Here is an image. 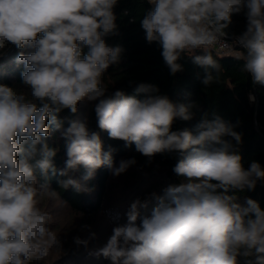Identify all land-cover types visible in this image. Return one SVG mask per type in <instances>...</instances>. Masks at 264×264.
I'll list each match as a JSON object with an SVG mask.
<instances>
[{
	"label": "clouds",
	"instance_id": "1",
	"mask_svg": "<svg viewBox=\"0 0 264 264\" xmlns=\"http://www.w3.org/2000/svg\"><path fill=\"white\" fill-rule=\"evenodd\" d=\"M118 0H0V50L6 44L21 51L23 89L0 84V264H41L61 250L59 236L50 227L52 216L41 209V199L59 198L46 182L51 172L63 177V189L90 191L70 172L83 166L88 180L107 166L114 176L136 164L135 158L113 165V149L105 151L98 132L86 122L70 121L63 131L67 159L58 170L52 162L57 149L47 140L62 128L58 114L76 113L82 101L94 102L98 127L111 139L151 159L157 154L179 153L173 172L180 183L163 195L136 199L126 212L127 223L115 226L97 256L112 264H264V209L251 198L246 205L237 195L254 190L264 179V169L252 162L248 169L230 140L241 142L234 126L219 116L202 119L191 130H172L177 118L190 120V105L174 103L158 88L141 83L136 93L116 90L107 95L101 82L111 65L118 64L123 49L111 47L104 37L117 30L114 7ZM152 10L141 26L148 43L156 42L172 75L182 70L178 60L191 56L204 69L205 87L221 70L210 48L224 41L232 15L243 13L246 30L235 43L243 51L241 71L253 84L264 85V0H148ZM87 47L84 53L83 47ZM232 46V45H231ZM202 55H194L195 50ZM255 102V96L249 94ZM51 126V127H50ZM39 157V158H38ZM38 174L45 177L40 182ZM159 203L140 218L149 200ZM77 244L86 241L75 238Z\"/></svg>",
	"mask_w": 264,
	"mask_h": 264
},
{
	"label": "trees",
	"instance_id": "2",
	"mask_svg": "<svg viewBox=\"0 0 264 264\" xmlns=\"http://www.w3.org/2000/svg\"><path fill=\"white\" fill-rule=\"evenodd\" d=\"M148 0H118L113 11L116 15L117 30L115 34L104 37L108 46H119L123 49L118 64L111 65L107 72L101 76V82L108 88L107 95L116 90H123L126 95L136 96L143 99L145 94L136 93L135 88L141 84H151L158 88L157 95H166L174 103L190 105L192 118L182 120L177 118L172 130L188 129L195 133V126L204 118L213 120L216 116L234 126V131L241 135V142L237 143L231 137H225L231 141L234 149L241 155L242 164L245 169L250 167L252 162H258L264 169V85L253 84L251 77L241 71L243 61L235 57L243 51L237 48L231 53L218 54L211 48V54L221 65V70L216 76V81L208 87L202 83L205 75L204 69L193 63L191 56L183 54L178 60L182 70L175 75L170 73L161 55L162 49L156 42L151 44L146 40V33L141 26V21L147 12L152 10ZM232 23L226 29L230 36L242 34L246 30V17L243 13L233 14ZM21 51L15 45L6 44L4 50H0V84L21 89L29 99L30 93L24 91L21 73L23 65L16 62V57ZM87 53V47H83ZM203 50L197 49L194 55H202ZM255 96V102L249 100V94ZM98 101H82L78 104L76 113L64 109L58 114L62 121V128L53 131L47 142L50 147L57 149V154L52 162L58 170L65 168L67 159L63 131L70 125V121L86 122L90 132H98L103 142V148L108 151L113 149V165H119L123 159L135 158L136 164L130 166L124 172V180L129 186L135 187L136 197L141 200L149 199L155 192L162 196L163 190L169 185L180 183L181 178L173 172V167L180 159L179 153L157 154L151 159L145 157L135 150V145H126L121 140L111 139L106 131L98 127L94 105ZM51 127V126H50ZM39 158V157H38ZM86 169L79 166L77 170L70 172V175L80 180L90 191L77 192L73 188L63 189L58 184V175L49 172L46 182L50 189L59 193V198L48 200V209L59 210V205H64L67 214L78 216L80 222L86 224L84 227L90 229L95 227V217L102 211L105 196L112 175L111 169L102 166L97 169L94 176L84 180ZM40 182H45V177L38 174ZM229 194L237 195L238 202L246 205V199L251 198L257 201L264 209V179L258 180L254 190L245 188L243 191L234 190ZM45 199L40 203L44 205ZM148 207L154 208L159 203L155 199L149 200ZM47 204V203H46ZM45 204V205H46ZM152 211V209H150ZM150 211V212H151ZM143 215L140 214V218ZM53 230L61 228L58 216H52ZM98 236L95 243H82L78 246L76 242L65 240L64 234L60 238L62 249H55L41 264H112L111 260L103 256H97L98 249L90 250L91 246L100 243L107 234L99 227H95ZM75 240V239H74ZM83 241V240H82ZM74 243V244H72ZM101 244V243H100ZM72 248V249H71ZM239 264H244V258L239 259Z\"/></svg>",
	"mask_w": 264,
	"mask_h": 264
},
{
	"label": "rangeland",
	"instance_id": "3",
	"mask_svg": "<svg viewBox=\"0 0 264 264\" xmlns=\"http://www.w3.org/2000/svg\"><path fill=\"white\" fill-rule=\"evenodd\" d=\"M124 173L120 174L119 176L111 175L109 180V186L107 189V194L105 196L104 207L102 211L95 217L93 225L95 227H99L101 230L106 232L107 234L104 235L103 240L100 243L95 244L94 246L90 247V250H96L100 245H105L107 240L112 235V229L115 226L124 225L127 223L126 212L128 211L132 202H134L137 198L135 193V187L129 186V182L124 180ZM45 202L44 205L40 203V207L42 210L47 211L48 207V200L44 198ZM141 200V199H140ZM142 202L144 200H141ZM47 203V204H46ZM46 204V205H45ZM150 203H148V206ZM59 210L55 212L54 209H48V213L51 216H58L61 228L57 230H53L60 238L64 234L65 240H71L75 242V238H79L80 240L86 241L87 243H95L97 241L98 236L95 232V227H91L87 229L84 227L86 224L80 222V218L78 216H70L67 214V209L64 205L58 206ZM153 208H141L140 214L143 216L150 215L151 210ZM140 222V217H138L137 224ZM53 229V226H52ZM74 244V243H72ZM78 246H83L82 243L78 244ZM72 249V248H71ZM53 253L55 249L52 250ZM59 253L60 250H59ZM110 259V258H108Z\"/></svg>",
	"mask_w": 264,
	"mask_h": 264
},
{
	"label": "built area",
	"instance_id": "4",
	"mask_svg": "<svg viewBox=\"0 0 264 264\" xmlns=\"http://www.w3.org/2000/svg\"><path fill=\"white\" fill-rule=\"evenodd\" d=\"M240 36V34H236L233 36L226 35L223 37L224 41L217 42L211 46V49L218 54L231 53L235 51L237 48H242L239 44H236V39ZM232 45V46H231Z\"/></svg>",
	"mask_w": 264,
	"mask_h": 264
},
{
	"label": "water",
	"instance_id": "5",
	"mask_svg": "<svg viewBox=\"0 0 264 264\" xmlns=\"http://www.w3.org/2000/svg\"><path fill=\"white\" fill-rule=\"evenodd\" d=\"M0 56H2V55H0Z\"/></svg>",
	"mask_w": 264,
	"mask_h": 264
}]
</instances>
